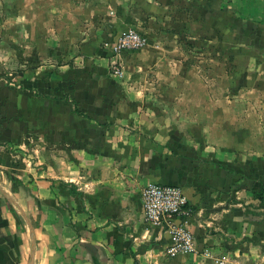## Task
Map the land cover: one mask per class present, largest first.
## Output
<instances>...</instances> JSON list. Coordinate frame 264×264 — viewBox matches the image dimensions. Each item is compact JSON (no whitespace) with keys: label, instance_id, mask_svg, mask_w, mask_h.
Returning a JSON list of instances; mask_svg holds the SVG:
<instances>
[{"label":"crops","instance_id":"0c3cea01","mask_svg":"<svg viewBox=\"0 0 264 264\" xmlns=\"http://www.w3.org/2000/svg\"><path fill=\"white\" fill-rule=\"evenodd\" d=\"M2 22L0 264H264L262 122L155 49L264 56V0H0ZM131 30L146 42L119 80L109 48ZM148 183L181 188L198 255L167 257Z\"/></svg>","mask_w":264,"mask_h":264},{"label":"built area","instance_id":"2783aa9c","mask_svg":"<svg viewBox=\"0 0 264 264\" xmlns=\"http://www.w3.org/2000/svg\"><path fill=\"white\" fill-rule=\"evenodd\" d=\"M144 46L145 41L137 32L131 30L121 34L116 43L109 48L110 75L122 79L124 73L120 62L122 53L140 50ZM141 202L145 223L163 230L168 236L167 257L174 258L180 254L198 255L194 236L186 223L191 210L181 188L148 183L142 189ZM224 263L225 258L217 261V264Z\"/></svg>","mask_w":264,"mask_h":264},{"label":"rangeland","instance_id":"374dc122","mask_svg":"<svg viewBox=\"0 0 264 264\" xmlns=\"http://www.w3.org/2000/svg\"><path fill=\"white\" fill-rule=\"evenodd\" d=\"M1 15H3V12ZM3 25L2 22L0 26ZM1 30H4V27H1ZM174 40L176 41L167 42V44L163 45L155 44V49L158 46H167L173 47L172 49H182L184 53L187 51L188 55H183V58L185 57L189 63L198 68L203 82H212L214 79L215 81L213 82H220L219 86H215L214 89L220 90L222 96L234 97L237 95V99H246L247 103L251 106L252 112L258 115V123L262 122V126H264V118L261 119L259 116L261 112H264V56L260 54L254 55L250 57V60L244 54H240L239 56L229 55L221 46H209L210 51L208 52L211 53L207 54L198 50L199 48H196V44L185 38ZM211 49H215L214 53H212ZM239 57L243 58L240 59ZM6 58L9 57L5 54H0L2 64ZM15 58H20V56L14 55L13 59ZM212 61L218 64H216L215 70H212L210 67ZM14 73H19V70L14 71ZM122 79H124V73Z\"/></svg>","mask_w":264,"mask_h":264},{"label":"trees","instance_id":"16d2710c","mask_svg":"<svg viewBox=\"0 0 264 264\" xmlns=\"http://www.w3.org/2000/svg\"><path fill=\"white\" fill-rule=\"evenodd\" d=\"M255 197L260 198L261 197V192L256 194Z\"/></svg>","mask_w":264,"mask_h":264}]
</instances>
